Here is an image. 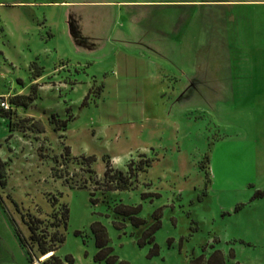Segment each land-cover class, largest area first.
<instances>
[{"label":"rangeland","instance_id":"rangeland-1","mask_svg":"<svg viewBox=\"0 0 264 264\" xmlns=\"http://www.w3.org/2000/svg\"><path fill=\"white\" fill-rule=\"evenodd\" d=\"M188 1L0 0V97L35 86L11 112L45 126L10 137L0 118V264H29L19 234L29 242L30 215L53 232L52 198L69 209L55 254L75 264H95L93 222L129 264H189L215 249L225 264H264V0ZM35 61L44 76L33 82ZM66 147L95 162L63 163ZM141 154L152 166L129 190L97 189L105 156L128 174ZM117 204L140 205L146 224L161 210L158 256L138 245L141 229H115Z\"/></svg>","mask_w":264,"mask_h":264},{"label":"trees","instance_id":"trees-1","mask_svg":"<svg viewBox=\"0 0 264 264\" xmlns=\"http://www.w3.org/2000/svg\"><path fill=\"white\" fill-rule=\"evenodd\" d=\"M188 2H196V3H205V2H218L223 3L227 2L225 0H190ZM203 6V5H202ZM30 72V78L33 82L44 76L43 67H41L36 61L31 62L28 68ZM33 91L28 95H20L11 98L8 102V108L5 109L0 105V118L4 119L6 122V127L9 132V136L11 137L12 133L15 131L28 132L31 131L36 134H44L45 126L41 119H36L35 117H25V118H13L12 109L16 106L27 108L29 104L33 103L37 98V94L35 92L36 87H32ZM103 92V85L98 86V95H101ZM90 92H88L89 94ZM88 94L85 96L83 100V105H86V100L88 99ZM4 101V98L0 97V104ZM50 125L54 126L55 130H62L67 126V120H61L58 115L51 114L49 119ZM44 157V156H42ZM62 162L66 164V162L73 160L76 161L80 165L91 166L95 162L94 156H80V157H70V148L66 147L65 154L60 156ZM106 161V171L104 173V177L101 182L95 181V185L98 190H103L107 192L113 191H127L132 186V179L136 177L139 172H146L147 168L152 166V159L145 158L144 154H141V160L135 163L133 160L130 161L129 173L125 174L122 171L114 170L110 164V160L108 156L103 158ZM55 164L59 163V160L55 158ZM135 163V164H134ZM89 173H92L91 170H88ZM52 176L54 178L63 179V184L72 187L69 185V179L62 174H57V170L52 168ZM206 182H208L209 173L205 172ZM79 189H84L85 186L77 185ZM93 202V201H92ZM95 202V201H94ZM50 208H53L52 221L49 224V227L53 232L46 233L40 230V225H43V221L34 216H28V220L25 221L27 224L30 237L29 242H27L23 235L19 234V240L22 248L26 251V254L29 258V264H34L35 258H42L47 254H51L40 264H75L72 256H66L64 259H61L55 254L60 246L65 241V236L62 232L59 231L62 228L64 231L68 226L69 221V209L65 204H59V202L52 198L50 201ZM114 220L113 225L115 229L122 230L127 223H130L134 228L141 229L142 233L140 238L138 239V245L140 247L144 245H151L149 256H158L160 247L155 242L154 237L155 233L161 227V210H156L151 215V220L149 224H146L145 220L139 216L141 212L140 205H126V204H117L112 209ZM90 230L95 239V247L97 252L93 257V261L95 264H129L127 261L120 260L114 253L113 248L110 246V239L108 236L107 229L100 222H93L90 225ZM76 235H80V232L77 231ZM189 264H225V256L224 254L215 249L211 252V254L206 257L204 254L193 257Z\"/></svg>","mask_w":264,"mask_h":264},{"label":"crops","instance_id":"crops-1","mask_svg":"<svg viewBox=\"0 0 264 264\" xmlns=\"http://www.w3.org/2000/svg\"><path fill=\"white\" fill-rule=\"evenodd\" d=\"M150 66H149V68H150ZM159 67H160V65L157 64V71H156L157 72V75H156V79L158 78L161 81L162 79L160 77L162 76V71H161V69Z\"/></svg>","mask_w":264,"mask_h":264},{"label":"built area","instance_id":"built-area-1","mask_svg":"<svg viewBox=\"0 0 264 264\" xmlns=\"http://www.w3.org/2000/svg\"><path fill=\"white\" fill-rule=\"evenodd\" d=\"M0 105H1V107L5 108V109L8 108V105L5 101H2Z\"/></svg>","mask_w":264,"mask_h":264},{"label":"bare ground","instance_id":"bare-ground-1","mask_svg":"<svg viewBox=\"0 0 264 264\" xmlns=\"http://www.w3.org/2000/svg\"><path fill=\"white\" fill-rule=\"evenodd\" d=\"M49 255H50V254H47V255L43 256L42 259L47 258Z\"/></svg>","mask_w":264,"mask_h":264}]
</instances>
